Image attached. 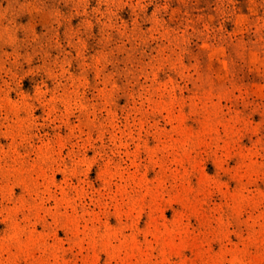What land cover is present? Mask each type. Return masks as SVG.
I'll use <instances>...</instances> for the list:
<instances>
[{"label":"rangeland","instance_id":"1","mask_svg":"<svg viewBox=\"0 0 264 264\" xmlns=\"http://www.w3.org/2000/svg\"><path fill=\"white\" fill-rule=\"evenodd\" d=\"M0 264H264V0H0Z\"/></svg>","mask_w":264,"mask_h":264}]
</instances>
